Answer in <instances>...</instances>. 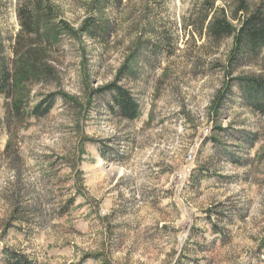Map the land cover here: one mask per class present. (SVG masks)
I'll return each mask as SVG.
<instances>
[{
    "label": "rangeland",
    "instance_id": "rangeland-1",
    "mask_svg": "<svg viewBox=\"0 0 264 264\" xmlns=\"http://www.w3.org/2000/svg\"><path fill=\"white\" fill-rule=\"evenodd\" d=\"M255 9L264 0H0V73L12 71L0 264L2 249L33 264H264V116L236 86L219 110L213 100L231 78L264 76V51L226 77L233 39L210 33ZM21 10L38 17L34 34ZM87 19L95 38L80 32ZM120 70L135 121L92 93Z\"/></svg>",
    "mask_w": 264,
    "mask_h": 264
},
{
    "label": "trees",
    "instance_id": "trees-1",
    "mask_svg": "<svg viewBox=\"0 0 264 264\" xmlns=\"http://www.w3.org/2000/svg\"><path fill=\"white\" fill-rule=\"evenodd\" d=\"M244 3V1H242ZM39 8L41 4L37 5ZM42 12V9H40ZM244 8L240 6V11ZM45 14L48 12L44 9ZM31 11L24 12L21 10L18 13L20 18L21 30L28 34H34L37 30L38 17L34 16ZM211 34L217 39L232 38L233 46L227 58V64L224 69L226 70V77L231 76L236 68L247 67L254 60L255 56L264 51V11L262 9H255L251 13H246L237 28L226 22L225 19L214 21L210 27ZM64 31L73 34L70 29ZM80 32L88 34L89 37L95 38L100 32V27L92 19H87L83 22ZM30 68V69H28ZM20 70V68H18ZM29 70V71H28ZM33 70L30 66L27 67L24 75ZM16 71V70H15ZM36 74L39 78H47L51 73L47 69H36ZM130 72H128L129 74ZM15 75V72H14ZM22 75V76H24ZM127 73L120 70L115 77V81L92 91V93L99 96H107L106 108L111 114L118 116L126 121H135L141 117L142 110L135 99L134 95L119 84L123 82L124 76ZM15 76H19L16 74ZM21 76V77H22ZM12 71L2 70L0 73V96L8 99L12 92ZM236 86L239 91V99L242 101L244 107L250 108L253 112L264 116V76L248 77V78H231L224 84L216 93L214 100V107L219 110L224 100L231 99L233 87ZM64 100L67 99L64 95H59ZM53 96H49L47 100L36 105L32 109V115L36 118H42L49 114L53 105ZM10 118L19 117V109L7 108ZM13 112H15L13 114ZM18 112V113H17ZM13 120V119H12ZM218 131L223 132L221 127ZM8 147V144H7ZM17 213L15 205L12 204V213ZM1 262L3 264H33L25 255L10 251L9 249H2Z\"/></svg>",
    "mask_w": 264,
    "mask_h": 264
}]
</instances>
